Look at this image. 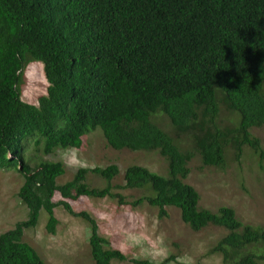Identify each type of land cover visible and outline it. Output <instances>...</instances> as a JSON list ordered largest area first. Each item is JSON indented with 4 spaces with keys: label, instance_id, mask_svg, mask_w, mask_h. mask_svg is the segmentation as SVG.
<instances>
[{
    "label": "trees",
    "instance_id": "trees-1",
    "mask_svg": "<svg viewBox=\"0 0 264 264\" xmlns=\"http://www.w3.org/2000/svg\"><path fill=\"white\" fill-rule=\"evenodd\" d=\"M31 61L41 63L47 83L36 105L20 99L22 71ZM263 81L264 0H0V168L17 166L22 182L16 196L26 208L25 219L0 232V264H44L21 237L40 210L45 231L53 234L58 205L86 222L93 264L125 259L98 235L88 213L74 212L65 201L108 197L124 204L109 184L116 165L79 167L56 184L60 161L30 166L24 156L28 138L49 154L79 148L95 128L114 150H157L166 161V175L125 167L123 184L115 188L152 191L132 205L145 201L158 217L166 215L164 207H175L192 230L224 228L208 250L221 264L264 263V228L243 224L228 206L198 208L196 190L182 181L194 155L202 165L221 167L226 147L235 160L245 145L264 161L249 132L264 124ZM219 105L237 115L235 124L218 121ZM155 113L166 117L173 134L152 120ZM180 136L190 148H180ZM87 172L105 185L89 187ZM54 193L61 199L52 201Z\"/></svg>",
    "mask_w": 264,
    "mask_h": 264
},
{
    "label": "rangeland",
    "instance_id": "rangeland-1",
    "mask_svg": "<svg viewBox=\"0 0 264 264\" xmlns=\"http://www.w3.org/2000/svg\"><path fill=\"white\" fill-rule=\"evenodd\" d=\"M46 85L41 63H27L19 86L20 99L36 105L37 97L45 94ZM261 90L264 96V81ZM217 119L222 125L235 124L237 115L219 105ZM152 120L173 134L163 114L155 113ZM249 132L259 140L260 148L264 150V124L249 128ZM28 139L24 144L27 147L24 156L30 166L41 160L62 163L63 173L55 179L56 184L69 180L79 167L116 165L117 174L109 184L111 192L120 194L124 204L119 205L116 199L108 197L65 199L74 212L88 213L95 220L98 235L107 240L110 248L125 256L124 260H111L109 264H134L131 259H148L158 264L169 256L173 259L166 264H221L220 255L208 250L227 233L224 228L206 225L192 230L181 221L175 207H164L166 215L158 217L157 208L145 201L132 205L131 202L138 197L152 195L147 186L115 188L123 184V170L129 165L143 166L149 171L166 175V161L157 150H114L106 145L100 130L95 128L81 137V145L76 148L77 158L82 164L69 165L73 148L55 149L43 154L33 147L32 139ZM178 140L180 148H190L186 136H180ZM258 161L257 154L245 145L241 147L237 160L231 148L226 147L221 167L202 165L198 155H194L187 162L188 173L182 181L196 190L198 208L214 212L219 206H228L243 224L264 228V161ZM16 168H0V232L26 218V208L16 196L22 182L21 173ZM85 183L94 188L105 185L101 177L90 172L85 175ZM60 199L55 193L51 198L54 202ZM53 214L57 220L53 234L45 231L46 213L40 210L35 226L24 229L21 240L34 248L44 264H93L88 251L86 222L69 215L59 205L53 208Z\"/></svg>",
    "mask_w": 264,
    "mask_h": 264
},
{
    "label": "clouds",
    "instance_id": "clouds-1",
    "mask_svg": "<svg viewBox=\"0 0 264 264\" xmlns=\"http://www.w3.org/2000/svg\"><path fill=\"white\" fill-rule=\"evenodd\" d=\"M72 155L71 157L68 159V164L69 165H77V164H82V162L77 158V150L76 149H72Z\"/></svg>",
    "mask_w": 264,
    "mask_h": 264
},
{
    "label": "water",
    "instance_id": "water-1",
    "mask_svg": "<svg viewBox=\"0 0 264 264\" xmlns=\"http://www.w3.org/2000/svg\"><path fill=\"white\" fill-rule=\"evenodd\" d=\"M18 168H19V166H18Z\"/></svg>",
    "mask_w": 264,
    "mask_h": 264
}]
</instances>
